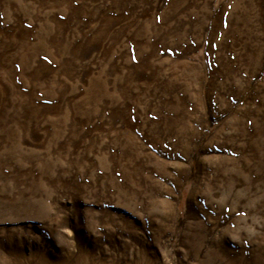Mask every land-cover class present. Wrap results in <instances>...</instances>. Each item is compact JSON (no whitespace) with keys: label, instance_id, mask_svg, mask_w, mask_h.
Instances as JSON below:
<instances>
[{"label":"rangeland","instance_id":"obj_1","mask_svg":"<svg viewBox=\"0 0 264 264\" xmlns=\"http://www.w3.org/2000/svg\"><path fill=\"white\" fill-rule=\"evenodd\" d=\"M0 264H264V0H0Z\"/></svg>","mask_w":264,"mask_h":264}]
</instances>
